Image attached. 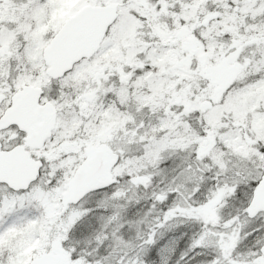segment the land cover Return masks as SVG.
<instances>
[{"label":"snow or ice","instance_id":"snow-or-ice-1","mask_svg":"<svg viewBox=\"0 0 264 264\" xmlns=\"http://www.w3.org/2000/svg\"><path fill=\"white\" fill-rule=\"evenodd\" d=\"M0 264H264V0H0Z\"/></svg>","mask_w":264,"mask_h":264}]
</instances>
